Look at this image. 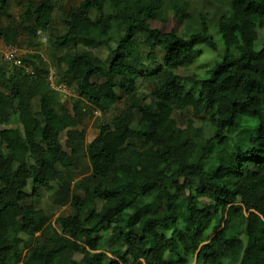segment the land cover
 <instances>
[{"label":"trees","instance_id":"1","mask_svg":"<svg viewBox=\"0 0 264 264\" xmlns=\"http://www.w3.org/2000/svg\"><path fill=\"white\" fill-rule=\"evenodd\" d=\"M10 4L0 0L1 41L14 45L23 35L34 46L42 33L53 41L47 57L28 51L19 65L0 51V264H264V47L257 48L264 0H227L216 20L224 56L207 78H188L198 94L177 70L202 54L199 44L215 43L206 15L194 29H168L170 12L172 22H190L182 0L167 7L165 0H81L75 7L27 0L21 29L2 22ZM59 11L65 31L54 37ZM100 43L107 58L94 52ZM53 83L74 85L76 94ZM55 90L74 97L73 114ZM118 90L124 108L86 143V129L74 128L88 109L110 112ZM186 109L193 117L181 127L174 111ZM241 116L258 118L243 137ZM83 153L90 174L76 185L73 212L56 219L58 230L51 214L22 202L50 191ZM202 198L210 203L201 206ZM99 229L120 246L107 253Z\"/></svg>","mask_w":264,"mask_h":264},{"label":"rangeland","instance_id":"2","mask_svg":"<svg viewBox=\"0 0 264 264\" xmlns=\"http://www.w3.org/2000/svg\"><path fill=\"white\" fill-rule=\"evenodd\" d=\"M41 1V0H36ZM65 3L68 6L75 7L79 4L81 0H64ZM171 1V0H170ZM185 5V10L191 15L190 22L185 21L184 23H178V22H172V13H168L167 16L169 18V22L167 23L168 29H174L178 31L179 33H182L188 29H194L197 27V25L201 22L202 16L206 15L208 19H210L208 28L209 33L213 38V41L215 43V48L210 47L206 43L199 44L197 48H200L202 50V54L196 58L193 62V64L185 69L181 68L177 70V73H179L182 78L185 80V87L188 89H192L195 94H198L197 88L195 85H193L192 82L188 81V78L192 76L193 74H197V76L200 79L207 78V70L212 68L217 62L221 61V59L224 56V53L226 51V46L223 42L222 36L218 30L217 25V19L222 14L223 11L227 9V0H182ZM167 7L169 4V0H165ZM27 5V0H11L10 8L7 14L2 16V22L3 23H12L15 26L18 27V29H21V21H22V13L25 10V7ZM183 6V4H182ZM190 26L192 28H190ZM53 30H54V37L59 36V34H62L65 31L64 23L62 20V14L61 12H57L54 16L53 20ZM258 40L259 44L257 45L258 49H261L264 47V27L258 30ZM28 38L26 36L20 35L18 38L17 46L20 48L22 55H25L26 52L29 51V53H32L33 51H36L40 53L43 57H47L49 51L52 49L51 42L52 37L49 36L47 33H42L39 35V37L35 38L34 44H37V42H40V44L34 45V46H27L26 42H28ZM111 46L114 48L116 46L115 42H111ZM144 49V47H141ZM5 50H8V52L13 53L14 50L11 46L4 44L0 40V51L5 52ZM232 52L236 53L235 49H231ZM95 54L102 58H107L109 54V49L107 46H105L103 43L98 44L97 48L94 50ZM18 54V53H17ZM165 55L164 50L161 48L158 49V57L157 61L162 62L163 56ZM151 64L150 62L148 63ZM54 70V68L50 67ZM48 76V74H47ZM50 78V77H49ZM52 81L54 80L53 76L51 75L50 78ZM93 81L101 82L103 79H98L96 77L93 78ZM187 81V82H186ZM140 81L137 82L139 84ZM51 87H54L56 89H62L64 93L76 92L74 89V85L71 86L70 90L67 89L64 83L55 84L53 83ZM150 88V81L144 82L142 84V90L146 93L149 91ZM54 91H51V94ZM55 93L58 95V101L61 105L64 106V108L73 114V106L72 101L74 97L69 95H64L60 92ZM53 93V94H55ZM76 94V93H75ZM118 94L120 95V100L118 104L110 111L104 114H101L99 111H91L88 109L87 111L90 112L86 115H84L81 120L79 121V124L74 129H88V127H94L93 129L99 130V125H101L103 122L110 121L111 118L118 113L121 109L124 108V101L125 97L122 91L118 90ZM147 102H150L148 99ZM86 108V107H83ZM174 117L176 118L179 126L185 127L186 121L193 117V112L191 109L186 110H176L174 111ZM205 121L202 118H194V126L195 127H203L205 128ZM237 124H238V130L237 132L241 134L243 137L244 134H246L248 126H251L250 128H256L258 126V118H247L244 116L237 118ZM210 131L206 132V134H209ZM94 135L89 133V138H92ZM67 139L66 134L61 135V143L64 146V149L68 152H70V149L66 147L65 141ZM247 145H242V148H245ZM84 156H81L79 160L76 162L73 169L66 173V176L64 179L55 181L52 183V189L50 191L40 189L39 194L37 196H34L26 201L22 202L23 205L30 204L32 202L35 203V206L38 209H43L48 215L51 214V220L54 226L60 230V225L57 222V218L61 215H67L73 212L72 207L70 206V200L72 197L73 192L76 191L77 187L76 185L80 183L81 181H84V177L90 174V166H89V160L86 154L83 153ZM71 172L70 175H68ZM69 182L68 189L64 191L65 189V183ZM31 185V183H29ZM82 193V192H80ZM201 206L207 205L210 203L209 199L202 198L200 199ZM103 204L102 200H97V207L100 208ZM99 234L103 236L102 245L104 246V249L108 251L116 250L120 243L117 240H111L110 235L108 233H105L103 229H99ZM169 236L170 233H167ZM24 240L28 241V238L24 236ZM30 244L28 243V247H24L23 253L26 254V252L29 249ZM111 258V255L109 254L108 259ZM75 260H80L81 255L75 254L74 255ZM167 259L169 261L175 260V257L172 255H167ZM67 262V258H64L63 260L58 261L56 264H65ZM195 264V262L191 263Z\"/></svg>","mask_w":264,"mask_h":264},{"label":"built area","instance_id":"3","mask_svg":"<svg viewBox=\"0 0 264 264\" xmlns=\"http://www.w3.org/2000/svg\"><path fill=\"white\" fill-rule=\"evenodd\" d=\"M9 46L12 47V49L14 50V52L13 53H10V52H8V50H5L4 49L5 52H2L1 51L2 55L4 56L5 59H12L13 62H14V64L19 65L20 62H19V60H17V58L20 57V55H22L21 50L19 49V47L16 44L9 45ZM30 70H31L30 67H27L26 68V72H30ZM51 75L53 76V78H55L53 72H50V75H49L50 78H51Z\"/></svg>","mask_w":264,"mask_h":264},{"label":"crops","instance_id":"4","mask_svg":"<svg viewBox=\"0 0 264 264\" xmlns=\"http://www.w3.org/2000/svg\"><path fill=\"white\" fill-rule=\"evenodd\" d=\"M3 42V41H2ZM5 44V43H4ZM75 95V94H74ZM94 128V127H93ZM92 127H88V129H86V143H89L91 142L94 138H96L98 136V130L97 129H93ZM89 133H91L92 135H94L92 138H89ZM85 154V153H84ZM81 156H84L83 154H81L75 161V164L76 162L79 160V158ZM87 156V155H85ZM88 158V157H87ZM89 160V159H88ZM89 166H90V163H89ZM53 186V185H52Z\"/></svg>","mask_w":264,"mask_h":264}]
</instances>
